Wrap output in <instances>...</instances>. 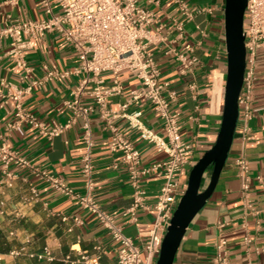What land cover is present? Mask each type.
<instances>
[{
	"label": "crops",
	"instance_id": "0c3cea01",
	"mask_svg": "<svg viewBox=\"0 0 264 264\" xmlns=\"http://www.w3.org/2000/svg\"><path fill=\"white\" fill-rule=\"evenodd\" d=\"M195 16L186 20L172 0H157L144 5L153 12L156 39L149 50L161 67V78L177 92L172 109L181 114V132L193 144L191 164L182 175L183 185L198 159L213 146L223 115L227 54L224 33L225 0H185ZM58 11L57 0H51ZM40 0H0V28L8 22L45 17ZM183 23V25H181ZM191 47V49L188 48ZM10 40H0V145L6 144L29 161V166L11 164L5 169L0 162V232L4 247L0 264H75L67 259L77 256L75 249L93 251L100 244L106 248L103 264H116L117 242L105 230L98 217L84 209L76 199L64 196L44 181L40 170L63 178L77 193L86 191L82 175L85 152L82 120L52 139L29 123H16L15 102L10 98L16 89L31 80L42 79L48 69L71 70L78 64L73 46L56 32L43 40H34L26 50L31 71L27 74L15 66L9 54ZM185 55L190 66L183 68L179 55ZM110 83L111 74H102ZM83 77V76H82ZM71 75L44 81L24 99L26 110L44 122L46 128L65 123L71 115L66 100L71 90L82 80ZM125 87L122 95L109 99L108 108L119 110L128 100L130 91L141 86L130 72L122 73ZM92 85L87 86V90ZM82 104L94 105L89 94ZM251 107L253 115L244 119L243 108L235 131L228 159L219 181L205 206L195 216L181 241L173 264H213L218 224L227 223L223 232L229 241L231 264H264V57L261 54L256 69ZM142 111L141 119L151 131L166 139L162 121L148 101L130 105L128 111ZM93 138L94 196L102 207L114 216L124 233L143 249L149 240L156 213L140 210L133 220L125 214L132 202V187L128 171L120 155L110 150L109 120L99 108L90 113ZM120 132L140 150L142 166L163 160L167 154L154 142L144 139L123 115L111 119ZM247 129V130H246ZM246 136L248 138H246ZM244 155L250 165L251 197L258 211L247 214L241 196V181L235 164ZM11 173L13 176H8ZM162 179L150 173L143 179L147 201L152 204L160 190ZM208 181H204V187ZM248 236L251 241H245ZM45 248L51 258H39ZM17 251V254H12Z\"/></svg>",
	"mask_w": 264,
	"mask_h": 264
},
{
	"label": "built area",
	"instance_id": "2783aa9c",
	"mask_svg": "<svg viewBox=\"0 0 264 264\" xmlns=\"http://www.w3.org/2000/svg\"><path fill=\"white\" fill-rule=\"evenodd\" d=\"M16 1V0H12ZM180 8L186 20L195 16L194 11L185 0H172ZM59 10L56 11L51 0H40L44 7L45 17L8 22L0 28V40H10L9 54L15 66L28 74L31 68L27 63L26 50L34 40H43L48 33L60 34L66 42L73 46L78 64L71 70L58 68L48 69L42 79L31 80L26 86L16 89L10 98L15 102L16 123H29L38 128L47 138L52 139L82 120L85 152L82 156V175L85 179L86 191L77 193L66 181L46 170H40L41 178L58 193L76 199L89 212L94 213L102 227L117 242L115 248L116 264H156L162 240L165 236L173 213L180 198L185 193L187 184L183 185L182 175L191 164L193 144L184 139L181 132V114L172 109V102L177 92L170 83L161 78V67L149 50V44L156 39L153 31L155 16L144 4L157 0H57ZM183 25V23H181ZM245 47L246 69L239 97V106L243 108L245 120L253 115L251 107L252 93L256 81V69L259 57H264V0H247L245 13ZM191 49L190 46H188ZM183 68L190 66V61L183 54L179 55ZM132 73L141 86L130 91L128 100L122 103L119 110L108 108L109 99L122 95L125 87L122 73ZM109 72L112 76L106 83L102 74ZM71 75L83 76L81 82L71 90V98L66 105L71 115L65 123H56L46 128L44 122L29 113L24 106L25 97L34 88L42 86L44 81L65 78ZM91 84L92 88L87 90ZM89 94L94 105L82 104V96ZM148 101L162 121V130L166 139L146 127L141 119L142 111L136 109L129 112L130 105L139 106ZM99 108L102 116L109 120L111 130L110 150L120 155L121 162L126 165L128 180L132 187V202L125 214L133 220L140 210H154L156 213L149 240L143 249L126 235L113 215L108 213L94 196L95 182L93 177L94 162L92 156L93 138L90 125V113ZM123 115L129 124L140 132V135L154 142L159 150L166 152L167 157L149 166H142V155L134 143L112 124L111 119ZM247 130V129H246ZM246 138H248L246 136ZM0 162L7 169L11 164L19 167L29 166V161L19 155L6 144L0 145ZM238 176L241 181V196L247 214L258 213L251 197L250 165L247 158L241 155L236 158ZM156 173L162 179L159 193L152 204L147 201V191L143 179L150 173ZM12 177L11 173H7ZM227 223L218 224L219 234L215 242L213 264H231L229 241L223 230ZM246 242L251 239L246 236ZM77 256L67 259L75 264H103L102 257L106 248L98 244L93 251L75 249ZM12 251V254H17ZM39 258H51L48 248L38 254ZM0 254V261L2 260Z\"/></svg>",
	"mask_w": 264,
	"mask_h": 264
},
{
	"label": "water",
	"instance_id": "95a60500",
	"mask_svg": "<svg viewBox=\"0 0 264 264\" xmlns=\"http://www.w3.org/2000/svg\"><path fill=\"white\" fill-rule=\"evenodd\" d=\"M246 6L247 0H225L227 70L221 126L213 146L205 151L189 173L187 188L173 213L156 264H173L187 228L211 197L228 159L240 116L239 97L246 69ZM208 169L211 173L204 187Z\"/></svg>",
	"mask_w": 264,
	"mask_h": 264
},
{
	"label": "trees",
	"instance_id": "16d2710c",
	"mask_svg": "<svg viewBox=\"0 0 264 264\" xmlns=\"http://www.w3.org/2000/svg\"><path fill=\"white\" fill-rule=\"evenodd\" d=\"M4 236L3 234L0 232V254H4L7 252V247H4Z\"/></svg>",
	"mask_w": 264,
	"mask_h": 264
},
{
	"label": "rangeland",
	"instance_id": "374dc122",
	"mask_svg": "<svg viewBox=\"0 0 264 264\" xmlns=\"http://www.w3.org/2000/svg\"><path fill=\"white\" fill-rule=\"evenodd\" d=\"M210 173H211V170L210 169H208L207 171H206V173H205V176H204V181H208V178L210 177Z\"/></svg>",
	"mask_w": 264,
	"mask_h": 264
}]
</instances>
